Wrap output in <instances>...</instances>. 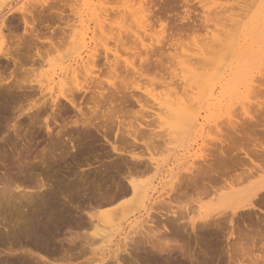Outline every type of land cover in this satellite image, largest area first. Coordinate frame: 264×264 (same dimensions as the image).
<instances>
[{
    "label": "rangeland",
    "instance_id": "obj_1",
    "mask_svg": "<svg viewBox=\"0 0 264 264\" xmlns=\"http://www.w3.org/2000/svg\"><path fill=\"white\" fill-rule=\"evenodd\" d=\"M126 1L128 2V0H0V32L2 31L0 33V35L2 34V38H4V39L0 38V58H1L2 54H4L5 52H7V50H9L8 49L10 46L9 45V39L13 38V36H11V35L18 37L19 40H21V41L22 40L23 41L28 40V34L24 33V30H23L24 27L22 24V17H24V19L27 20L28 22H31L32 19H33V21L36 19V21H35L36 22V28L39 32L38 36L41 37V42L38 43V45H37L38 51L40 50V52L38 54L39 58L36 59L37 61L35 64L29 63V64L24 65L22 68H20L21 73L19 75L16 74L15 76L13 75L10 77V73L14 70V66L12 65V61L11 60H4L3 58L0 59V67H1L0 72H2V70H3L2 74L4 75V79L7 78V79L3 80V82L0 85V177L2 176V177L13 178L15 181L13 183L15 185L14 186L11 185V188L17 186L21 189L27 187L28 184L29 185L32 184V186L35 187L36 183H37V185L39 184L38 182H40V180H41L40 177H43V180H41V182L46 181L48 183V185L50 184V186L51 185L53 186V187L51 186L49 188V190L51 188H53L52 190H55V193L57 191H61V193H63V194H65V193L71 194V187L68 186V183L69 182L71 183L74 180V181L80 183L82 189L88 190L87 192H85L86 196H89L92 190L99 189V192L102 195L101 196L97 195V199H99L100 202H102L101 197H102V199H104L103 201L108 200V202H109V199L112 202L113 200H116L118 197H120L121 199L120 198L119 199L122 202H126L129 199V196L124 195L122 193H123L124 189L126 188L125 187L126 183L124 181H126L125 175L127 176V166L129 165L128 161L130 162V165L128 168H130L131 165L133 166L134 162L135 163H137V162L133 161L132 159H130L128 157V155L123 153L124 149H122V148L124 147L125 144L121 143V141L119 140L123 136L122 133H118L120 135L119 136L116 133V131L118 132V128H116V126H114L113 130L107 134V136H106L107 141H106L103 137L102 132L97 133V132L91 130V132L88 133L87 135L83 136L80 134L81 135L80 138H82V139L80 142L76 143L77 151L72 152L69 148V145L65 144V143L64 144L67 147H65L62 143L61 144L59 143L60 145H58V147L55 148V142H56L55 131H56V129H55V125L52 122V120L55 119V116H54L55 115V113H54L55 107H51L52 104H50L49 102H50V99L52 97H53V100H55V96H57L59 94V92H61L60 91L61 88H59V87H61L60 83L63 82V80L68 81V79H69L71 81L72 76L69 73L72 70H75L76 73H78V72L82 71L80 69V67L83 69V73H80L79 74L80 76L78 75L76 81H75L76 77L72 78L74 83H76V85H78V86H79V84H80V86H83L85 84L87 87V84H88V87H92L93 84H94V86H98L100 84L101 87H104V89H108V88H110L109 84L114 83L115 86L118 85V87H120L119 80H117V77L113 75L115 77V78L113 77L115 79L114 80L112 78V74H110L111 75L110 76L107 73V69L105 71V68L101 67V63L103 62L104 57L105 56L108 57V60H110V61L112 60L111 62L114 61L113 59H116L115 62H117V64H118V65L116 64L118 69L120 68L122 63L131 67L132 65L127 64L129 62H132L133 66L137 69L140 67L139 58L140 57L144 58L145 55L148 53L147 57H148V55H151V57H153V60H155V61L159 60L160 62L163 63V64L161 63L163 66L162 69H164L166 72L164 70H163L164 72H162V70H160L161 68H158V67L156 70V67H155L156 62L154 61L155 63L154 62L153 63L155 66L151 65L150 71H148L146 73L149 76L148 75L146 76V74H144L143 77H138L139 79L135 76L136 78L134 80L137 83H134L135 84L134 86H133V83H130V85L132 84L131 85L132 87L130 85H128V87L131 88L132 95L135 94L134 98L137 96L136 99H138L141 102V104L143 103L142 108L139 107L137 104L135 105L133 103V104L129 105V107H128L129 110H125V111H127L126 116L129 117L128 118L130 120L129 122H131L132 125H135L136 122L141 123L142 118L145 121L151 118V120H149V121H146V122L144 121L146 124L148 122L152 121L151 123H148L147 125L154 123L153 121L156 122V120L154 118L157 119L159 112L157 110V113H156V111H155L156 106H153V105H155L154 99H157V97H155L154 95L155 94H156V96L158 95V97L161 99H162V97L164 98L166 96V95L162 96L163 94L162 95L160 94V93H163V90H165L164 88H166V87L162 88V86L160 85L158 72H162L161 74L167 75L165 77V80L167 83L168 82L173 83V85L171 84L172 86L170 85V83L166 84L168 86L166 89H168V90H169V88H170V90L175 88L173 86H176V84H177L176 87L178 89H179V87H181L183 85V87H181V88L184 89V87H185V89H188V90L183 92V91H180L181 90V88H180L179 92H182L183 94L186 93V95H187V93L190 92L189 90H191L192 87L194 89L193 85H195V87H196V85H198L199 82H196L197 83L196 84L195 80L196 81L199 80L200 83L202 82L201 84L199 83V86L202 87V90L200 92L197 90V88H195V89L197 90V92H200L199 94L201 96H203L204 93L206 95L201 98V99L204 98V100L200 101L201 105L197 106L198 108L199 107L200 108H199V110L197 109L198 111H197L196 123H195V121L193 123L191 122L190 124H188L184 128L185 125L182 126V123L180 122V120L182 119L181 118V119L176 121L174 127L164 126V128H166L165 130H167L168 133L174 131L173 134L169 133V135H170V137L168 136L169 138L166 136L169 139L168 141H170V143H171V141H173V142L171 144H168L169 142L164 141L165 137H163V141L166 142L169 146L166 143H164L163 148L166 147L165 150L167 148L168 149L166 151L163 149L164 151L162 150V152H161L160 150L162 147L161 148L159 147L160 148L159 151L161 154H157L156 156H154L155 159L157 160L158 164H159V171L156 175H153L152 173H150V174L147 173V175L146 174H144L145 176L143 175L144 177L143 176L142 177L140 176L141 178L139 177V179L143 180V181H146V180L149 181L150 180V187H149L150 188V190H149L150 208L148 209V213L151 216L150 219H152L151 220L152 223L146 225L149 227V229H148V227H145V228H147L145 230H147L148 235L145 232L144 234H142V236L138 235V237L137 236L135 237V239H136L135 244L137 246L134 245L135 246L134 247V246H132L133 244L129 245L130 244L129 243L128 246L126 247V252L119 254L120 255L119 257L122 256L121 257L122 260L119 258L120 263L123 262L122 264H127V263L128 264H147L150 260L149 263L156 264L157 259H158L159 263L157 262V264H227L228 261L231 264L232 263L235 264L236 263L235 257L237 255L236 253L240 252V250H241V248H243V246H244V248H243L244 253L247 252L248 249L252 250L255 253L261 252L260 249L258 251V248H255V245L258 243L259 246L256 245V247L262 248L264 246V242L259 243V241H258L254 245L250 244L251 242H250L249 238L256 233L255 231H250L252 229V227H250V226L251 225L253 226V223L251 224L249 221L247 222L248 224L246 223V221L243 222L245 217L241 218L242 215L235 216L233 223L236 221V219H238V220L240 219L242 221H240V220L238 222L236 221V223L234 224L235 225L234 236L231 237L232 239L229 238L230 240L228 241V239H226L227 235L229 233V229H228L229 225L226 224L228 221V218H223V220L226 219L225 220L226 225H224L223 224L224 222L221 224L219 217H217V216L214 217L215 213H217V212H219L225 208L224 207L225 204H223L222 201L214 200L215 199L214 196H210V199H209V197L208 198H206V197L202 198L201 200L204 199L203 202L201 203V205L199 204L200 206H197L196 204L198 203V201H197V199L194 200L196 196L194 197V195H193V197H192L193 193L191 191H188V189L187 190H185V189L189 185L188 179L191 180V178H192V177H190V175H192V171L195 174V171H197L195 169H196V167H198V165H200V166L202 165L201 167H203V168L205 167V170L206 169L208 170V167H211V165L212 166L214 164L216 165L217 159H213V161H211L212 157L209 156L210 154L215 155L216 152H218L216 150V148L219 150L218 147L221 146L220 148L223 149L226 146H229V144H230V146H232V147H230L229 149L232 150V148H233L232 151L228 150L229 152H232L231 156L234 154V156L236 155L235 157L238 158L240 156V158H244V159L246 157H244L242 155L247 153L249 156L254 151L260 152V150L264 149V73H263L264 71L262 70V67L264 68V26H263L264 25V5H263L264 0H256V1L252 0V2L254 1L253 3L251 2V0H245V1L241 0L242 2L240 0H236V1H238V3L235 0H230L231 2L229 4H228V2L226 3V1H228V0H223V1H221V0H216V1L215 0H212V1L209 0L207 6L204 5V4H206L207 0H204L205 2H203V0H202V2L204 4L200 0H151L150 2H149V0H147L148 3H150L149 7H151V11H152V13H151L152 14V17H151L152 20L149 19V21H153V23L150 22V24H152V27H151V25H149L150 27L146 26L144 19L140 18V15L132 16V15H130L131 13H129L131 10H133L134 7H136V5L139 4L138 2H140V1L138 0L137 2H134L136 0H134V1L132 0V2L134 4H136L134 7L132 6L133 8H130L131 7L130 4L132 3L131 0H129L128 3ZM210 1H211L212 5L210 4ZM232 1H234V2H232ZM239 1H240V3H239ZM172 2H174V3H172ZM185 2H186V4H185ZM222 2H223V5L221 4ZM133 3H132V5H133ZM169 3L170 4L172 3L173 5H175V7L173 8V11L164 15V17H163V15H162V17H161V15H157L158 13L154 14L153 10L155 11V10H158V8H160L159 10L161 11V8L163 9L164 5H165L164 9H167L168 6H166V5L167 4L169 5ZM231 3L232 4L237 3L238 6H236V4H235V6H236L235 7L234 4L232 5ZM245 3H247V4L244 5ZM153 4H155V5H153ZM215 4L219 5V6H215ZM239 4H241L242 6ZM230 5L236 9H232L230 7ZM169 6H171V5H169ZM220 6H222V7L224 6L223 10H225L226 15L228 16L227 18H229V15H228L229 13H230V15H232V14H234L232 12L238 13L241 10L239 15L238 14L236 15V13H235V15L233 17V20L235 19V21L236 20L238 21V23H237V21L236 22L234 21L236 23L235 24L236 26L232 23L233 21L232 22L230 21L235 26V28H234V26H232V24L230 22L228 24L226 21V18H224V17H223V19L225 21H223L224 23H221L222 22L221 17L224 16L225 13L223 15L222 12H224V11L220 10V9H222ZM248 6H250L251 9ZM240 7L241 8L245 7L247 10L250 9L249 10L250 12H246L245 8H244V10H242ZM136 8H134V9H136ZM239 8H240V10H238ZM215 10H217V11H215ZM228 10H230V11H228ZM232 10H234V11H232ZM186 11H187V13H186ZM217 13L219 15H217ZM153 15H154V19H153ZM212 15H214L215 17ZM220 15H222V16H220ZM155 16L161 17L163 19V21L161 20V18L158 19V17L156 18ZM216 16H218V18L220 17L219 19H216L217 21L219 20L218 22L215 20H212V18L214 19V18H216ZM241 16L244 20L240 19ZM205 18L207 19L208 22L210 21V23H208V24L203 23V21L206 20ZM155 19L157 20V24H156ZM159 20L161 21V23ZM212 21L213 22L215 21L214 23L216 24L217 29H219V27H218L219 25L217 23H220L221 25L222 24L226 25L224 27H223V25L221 26L222 27L221 29L223 31H225L226 27H229L228 25L231 24V26H232V27L230 26V29H226V30H228V31H226V35H224V37L225 36L226 37L224 39L220 40V41H223L224 43H221V42H219V44L217 43V45H219L218 47H217V45H213L216 42L213 43L212 40H214V41L219 40L220 37L223 36V34L221 33L223 31L221 29H219L220 32H217L216 28L214 27L215 24H213ZM239 21H242V22H239ZM4 24H5V26H4ZM201 24H206L207 28L197 27ZM212 24H213V26H212ZM160 25L165 26L164 32L161 31V29L159 27ZM191 25H194V27H191ZM187 26H189L188 29L191 27V29H189L190 31L188 29H186ZM179 28H183V30L179 29ZM193 28L195 29V32L191 31V30H193ZM180 30H182V31H180ZM177 31H178V34H177ZM179 31H180V33H179ZM212 32H217V33H214V35H213ZM230 32H231V35H230ZM218 33L220 34V37H218L219 36ZM107 34H109V36ZM181 34H182V36H181ZM217 34H218V36H217ZM103 35H105V37ZM126 35H128V36L126 37ZM210 35L213 38L210 37ZM9 36H11L12 38ZM119 36H121V37H119ZM122 36H124V37H122ZM106 37H108V39H105ZM111 37H112V39L114 38L113 39L114 41L118 40L117 42H119L121 40L122 42L124 41L125 43L124 42H123L124 44L121 43L122 45L115 43V42H113V40H110ZM208 37H210V40L212 42H207L209 40V39H207ZM227 37H228V39H227ZM91 38H95L96 41L93 39L91 40ZM102 38H104V39H102ZM115 38L117 40H115ZM123 38H124V40H122ZM126 38H128V39H126ZM137 38H139L140 41L139 40L137 41L136 40ZM205 39H207V41H204ZM107 40H108V44L105 43V41H107ZM128 40H130L131 42H129ZM132 40H134V41L136 40V43L132 42ZM225 40H227V41H225ZM235 40L237 43L235 42ZM76 42H78L79 47L76 46V44H77ZM204 42H206L205 44H207V45L213 43L210 45V46H212V45L215 46L214 48H211L212 50H215V49L218 50L220 48L218 51L215 50L217 53L214 52V54H213V51L210 52L211 53L210 55L214 59L208 58L209 57V54H208L209 51H207V49L205 52H208V53H205V52L204 53L206 55L208 54L207 55L208 57L201 55V54H203V52L202 53H200V52L205 49V48H202L204 45ZM220 43H221V45H220ZM82 44H84V45L82 46ZM105 44H107V45L105 46ZM75 46H76V48H74ZM210 46L208 45L207 48H209ZM225 46H226V49L224 48ZM228 46H229V48H228ZM160 47H161V53L162 54L160 53V50H158ZM195 48H197L198 50H196ZM199 48H202V50H200ZM221 48H223V49H221ZM192 50H193V53H195L194 55L192 53ZM208 50H210V48ZM226 50L229 52L228 56H227V58H228L227 62H226V60L224 61V58L222 59V57H221L227 53V52L225 53ZM34 51H35L34 49H30L27 52V55H33ZM157 51L160 54H158ZM220 51H222V52H220ZM186 52L187 53L189 52V53L187 54ZM190 52H191V54H190ZM151 53H153V54L156 53L157 57H156V55H152ZM196 53L197 54L200 53V54L197 55ZM175 54H176V56H175ZM181 54H182V56H180ZM88 55H89V59H91L90 56H92V59L95 62L93 64L92 68H90L91 65L89 67L86 66L91 61V60H87ZM137 55L140 57L138 58ZM159 55H163L161 57V59H159V57H158ZM178 55H179V57H178ZM183 55H184V57H183ZM213 55H215V56L217 55V56L213 57ZM219 55H221V56H219ZM173 56L176 58L173 59ZM185 56L187 57V63L189 62L188 64H193L192 62L197 59L196 57H198L199 59H204L206 61L210 60L211 62L209 61L210 62L209 64L212 65L214 63V65H215V66L212 65L213 71L211 70V72H212V73L210 72L211 75L201 77L200 75L198 76L195 71H193V70H195V68L197 66H199L201 64V62H199L200 61L199 59H197L198 61L196 60V62H198V63H197V65H195V67L192 65L194 67V68L192 67L193 69L190 68L191 65L182 66V65L186 64V63H183V61L184 62L186 61ZM109 57H110V59H109ZM193 57H195V59ZM178 58H180V59H178ZM181 58H184V60L182 61ZM188 58L191 61H189ZM225 58H226V56H225ZM151 60H152V58H151ZM151 60H149V61H151ZM83 61L86 62L87 64L86 63L84 64ZM168 61H170L172 65ZM81 62H83L82 63L83 65H79V63H81ZM166 62H168V64ZM176 63H177V67L175 66ZM124 64H122L121 69H123L122 67H125ZM173 64H175V65H173ZM178 64H180V65L178 66ZM209 64H206L205 66H207ZM221 64H223V66ZM138 65H139V67H138ZM201 65H200V67H201ZM211 65H209V66H211ZM85 66L87 67V69L85 68ZM172 66H175V69H177L178 72L175 71L174 67L171 68ZM75 67L77 69H80V71L79 70L77 71ZM167 67H168V70L170 68L169 71L166 70ZM179 67L180 68L184 67L185 70L184 69L183 70L186 71V72H183L182 69H180L182 71V73L180 72L181 76L178 74L179 73ZM219 67H221V68H220V70H218V72H219V75H218V72L215 69H217V68L219 69ZM186 68H187V70H186ZM85 69L86 70L91 69V70L88 73L87 71L86 72L84 71ZM197 69H199V67ZM199 70H200V72L202 71L201 69H199ZM207 70H210V69L207 68L204 71L205 75L206 74L208 75L209 71L207 72ZM68 71H70V72L68 73ZM171 71L175 72V74H177L176 76H178V77L175 78V76H172L175 74L174 73L171 74L172 73ZM189 71L193 72V73L190 74ZM90 72H92V74ZM122 72H120V73H122ZM169 72H171V73H169ZM197 72L200 73L199 71H197ZM215 72H217L216 75L214 74ZM43 73H45L46 75ZM47 73H48V76H47ZM84 73L87 75L88 78L82 75ZM224 73L226 76L224 75ZM8 74H9V76H8ZM123 74L125 75L124 72H123ZM169 74H170V76H169ZM41 75H42V78H41ZM44 75H45V77H44ZM121 75H119L120 78H121ZM124 75L122 77H125ZM182 75H185V77ZM119 76H118V79H119ZM128 76H127V78H129ZM217 76H218V78H217ZM64 77H66V79ZM83 77H85L86 79ZM188 77H191L192 79H190ZM214 77H216L219 81L217 82V80H215L216 78H214ZM221 77H222V79L224 78V80H225L223 83L226 82L225 85L223 86V96L221 97V99L218 102L212 101L209 99V96L207 95V94H209L208 90L214 89V91L217 93L220 90L219 89V86H220L219 83H220ZM130 78H133V77L131 76ZM141 78H143V79H141ZM173 78H175V79H173ZM185 78L190 79L191 82L193 81L194 84L190 82V85L192 84V87L189 86V82L185 83L188 81V79H187V81H185L184 80ZM256 78H258V79H256ZM45 80H47V81H45ZM80 80H82V81L80 82ZM253 80H255V82ZM39 81L42 83V87L44 88V89L42 88L40 93L38 92V89H37V82H39ZM70 81H69L68 85H70V83L73 82V81H71V82ZM78 81H79V83H78ZM128 81L129 82L130 81L135 82V81H133V79L128 80ZM203 81H205V82H203ZM129 82H126V83H129ZM20 83L24 86L22 87V85ZM58 83H59V85H57ZM184 83L186 84V86ZM16 84H20V85L16 86ZM55 84H56V87H55ZM95 84H98V85H95ZM161 84L164 85L163 83H161ZM260 84H261V86H260ZM71 85H73V84L71 83ZM178 85H180V86H178ZM205 85H206V87H204ZM20 86L22 88L25 87V89L21 88V89H18L19 90L18 91L16 88H18ZM30 86L32 89L29 88ZM212 86H213V88H207V87H212ZM68 87H70V86H68ZM98 87H100V86H98ZM201 87H199V88H201ZM203 87H204V89H203ZM252 87L256 90H254ZM134 88H135V90L132 91V89H134ZM178 89H177V91H178ZM195 89H194V91L191 90L193 92H190V94L192 93V95H189V96H193V94L196 92ZM249 89H251L252 91H250ZM168 90H167V92H168ZM205 90H206V92H205ZM253 91H255V92L253 93ZM29 93H32V94L34 93V94H36V96L34 95V97H31V95H29ZM44 93H46V94H44ZM159 94L162 97L159 96ZM183 94H178V96L181 95L182 97H184ZM51 95H53V96H51ZM149 95H150V98H149ZM250 95L251 96L253 95L254 97L252 96L253 98H251ZM24 96H26V97H24ZM195 96H197V95H195ZM207 96H208V99H207ZM26 98H29L30 100L29 99L26 100ZM41 98H42V101H41ZM81 99L82 98L79 97L77 102L82 104L81 107L83 108V111L88 112L87 107L92 106V104H89V106L86 107V104H87L86 100L85 99L81 100ZM149 99H150V101H149ZM198 99H199V97L197 96V98L195 100H193L192 103H195L194 101H197ZM151 101H153V102H151ZM43 102H45V104ZM197 102H199V101H197ZM150 103H151V105L152 104L153 105L151 106ZM39 104L42 105L43 107L46 106L47 109L49 108V111H47V109L44 108V109H42L43 112L41 110L39 112L38 109L41 107ZM63 104L65 105V102L63 100H60L59 106L61 105L62 108L65 107ZM196 105H194V107ZM33 106H35L36 108ZM37 106H39V108ZM152 108H154L155 112H153ZM67 112L68 113H65L64 114L65 116H63V117H68L69 118V119L67 118L68 120H74V119H76V118L78 119L80 117L79 115H77V113L72 114V111H67ZM50 113L51 114L53 113V114L51 115ZM153 113H155V114H153ZM147 114H149V116H147ZM36 117H38V118H36ZM144 117H146V118H144ZM152 117L154 120L152 119ZM138 119H140V120H138ZM31 120H32V122H31ZM45 120H47L50 127L53 129L51 131L52 133H50V134L45 133L46 130L43 126ZM127 120H126V122H127ZM178 122H180L181 125ZM156 123H159V122H156ZM156 123L154 124V126L152 124L151 127H153V128L156 127L157 126ZM33 124H35V125H33ZM254 125H256V127ZM162 126H163V124H162ZM151 127H150V125L148 126L149 130L153 129ZM159 127L160 126L156 127V129L155 128L153 129L154 133H156V134L159 131L158 136L161 134L160 132L164 129L163 127H160V128ZM241 128H245V130L247 129V131H246L247 133H248V131L250 132V130H251V133H248L249 137L247 135L243 134V132H245V130L242 131V133H240ZM253 128H254V130H252ZM170 130H172V131H170ZM177 131H179V132H177ZM150 132L152 133V130ZM163 132L160 135L161 137L164 135ZM235 132H237V133H235ZM168 133H166V134H168ZM174 133H176V134H174ZM177 133H180L179 134L180 136H178L179 138L176 136ZM116 134L119 136V138L115 137ZM74 135H75V133H74ZM242 135L245 136V139H248L247 142L245 141V139L243 138L244 136H242ZM221 137L226 141L225 142L226 145H225V143L223 145H221L218 142V141H220ZM167 138H165V139H167ZM174 138H177V139L172 140ZM116 139H118V140H116ZM228 139L231 141H230V143L228 142V145H227V141H229ZM232 139H234V140H232ZM184 140H185V142H184ZM165 144H166V146H165ZM112 146L118 147L117 153L112 150ZM137 146L138 147H136V148L135 147L131 148V146H129V148H128V146H125L126 152H129V150L131 152L134 151L135 155L137 154L138 157H139V155H141V154H139L140 152H142L143 155H146L144 147L141 144H139ZM222 146H224V147H222ZM159 148H157V149H159ZM225 149H227V148H225ZM257 152H255L254 154L252 153V156L256 155ZM55 153H56V155H55ZM258 154L259 153H257L256 157L254 156V158H253L254 160L257 157H259ZM204 155H205V157L203 158L202 156H204ZM140 157H139L140 160L138 159L137 161L140 162L142 164V167H143L146 165L145 162L147 163V156H143L141 158ZM208 157H210V158H208ZM233 157H231V158H233ZM128 158H129V160H128ZM239 159H235V160L238 161ZM260 159H261V157H260ZM203 160H205L204 163H202ZM209 160H210V162H209ZM231 160L235 161L234 159H231ZM246 160H247V158L244 160V162H247V164H248V161H246ZM214 161H216V162H214ZM257 161H258V159H257ZM259 162H258V164H260ZM228 163H229V159L226 163L225 162L223 163L224 165L226 164L223 167V164L220 165V163L218 164V162H217V165H220L219 167L222 166L221 168L222 169L224 168V170L220 171L221 169H219V168L216 169V167H218L216 165V167L214 168L216 171L214 170L215 172L214 171H212V172L217 174V172H218L217 170H219V173L222 172V174H223L230 167L229 170L231 171V168H232L234 170V171L233 170L231 171L232 174H233V172H235V175H236L237 168L238 169L240 168L238 165H236L237 162H236V164H234L233 162H230V163L234 164L233 167L235 165L237 166L236 169L231 167L232 165L229 166L230 163L229 164ZM85 164L88 165V170L86 172H83V173L79 172L78 167L81 165H85ZM123 164H124V166H123ZM227 164H228V168L226 167ZM193 165H195V166H193ZM257 165H256V168L259 167V165L258 166ZM125 166H126V168H125ZM132 166H131V169H132ZM248 166H249V164H248ZM191 167H193L192 168L193 170L192 169L189 170ZM187 168H189V169H187ZM117 169H119V170H117ZM190 171H191V173H190ZM238 171L239 172H237V173L239 174L240 170H238ZM201 172H199V173H201ZM219 173H218V175H219ZM227 173L228 172H226L225 175ZM230 173H228V174H230ZM4 174H5V176H4ZM184 174H190V175L184 176ZM212 174H210V175L212 177H214L215 179H219L222 176V175L221 176L219 175L220 176L219 177L218 175H215L216 177L217 176L219 177V178L218 177L216 178L215 176H213L214 174L213 175ZM187 176H188V178H187L188 183L186 182V180L183 179ZM223 176H224V174H223ZM227 176L230 177L232 175H226V177ZM124 177H125V179H124ZM74 178H76V180ZM177 178L179 181L177 180ZM253 178H254V176H253ZM253 178L252 179L250 178L249 180H247L246 183L244 182V184L242 186H247L248 183H252V182L257 180V177H255L254 179ZM180 179L181 180L183 179L182 182H185V184L180 183L179 185L183 184L185 186L186 184H188L187 187L185 186L182 188V191H181V186L177 187L178 183L181 181ZM117 182L118 183L121 182V183H119V185H117L118 184ZM173 182H174V184H173ZM175 182H178V183L175 184ZM16 183H17V185H16ZM169 183L173 184V186L175 185V189L176 188L178 189V191H177V189L173 190L175 193L174 194L175 196H177V194L180 195V193H182L183 190H185V192H183V193H185V194L187 193L189 195V197L187 196V194L186 195H184L183 193L182 194L184 196H186V198L188 197L186 199V201L187 200L189 201L190 195H191V200H190L191 203L187 201L189 204V205L187 204V207L189 209L186 207V205L184 207L183 204H184L185 200H182L183 202H182L181 206L184 208H181L179 206L182 210L181 209L178 210L177 213L179 212V214H182L185 217L187 215H189V217L194 218L195 224L197 225V226L196 225L195 226H196V228H199L198 230L195 229V227H194V229H192L188 225L189 223H187L188 222V219H186L187 217L185 218L187 220V222H186L187 224L185 225L186 220H183V221L182 220L181 221L175 220L174 221V218H176V215H165V212H166L165 210L167 208L169 209L170 205L174 206V208L171 206L173 211H175V208H176V206L174 204L167 205V204H169V200H170V198H168V197L172 196L173 199L175 197L174 195H172V192L168 193V187L170 189V186H168V185H170ZM121 184L124 185L123 188L119 187ZM55 186H57L58 188H56ZM52 190H50V191H52ZM164 190L165 191L167 190V191L164 192ZM222 192L223 191H221V193ZM218 193H220V192H218ZM14 194L16 196L19 193L16 194V192L13 191V195ZM161 195H162V197H161ZM169 195H171V196H169ZM177 197H181V195L177 196ZM213 197H214V199L211 200V198H213ZM163 199H165V200H163ZM184 199H185V197H184ZM19 200L21 201V199H19ZM201 200H200V202H201ZM208 200H209V202H208ZM11 201L13 202V204L9 203L11 206L5 205L3 207L4 209H2L3 211L2 210L0 211V225H2L3 228H6L7 229L6 231L15 230V228H16V230H18L20 227H22L21 225H23L22 224L23 220H22L21 214L23 213L24 210H23V208L20 207L21 203H19L20 205H18L17 204L18 200H14V201L11 200ZM158 201L159 202L161 201V204L162 205L164 204L163 206L167 205L169 207L166 206L167 208L165 209L162 205H160L161 208L159 209L160 206L158 207V204H160V203H158ZM165 201H167L168 203ZM170 201L172 202V200H170ZM204 201H206V202H204ZM122 202H118V204H120ZM187 202H185V203H187ZM190 204H194L195 207L193 205H190ZM152 205H153V207H152ZM155 206H157V207H155ZM191 206H193V207H191ZM113 207H115V206H113L112 203L111 204L109 203L108 206L106 205L105 207H102L100 211L111 210ZM196 207H197V209H196ZM185 208H187V209H185ZM88 209H90V208H88ZM158 213L162 216L160 217V215ZM257 213H258V211L256 213L251 214V218L254 217L253 221L256 220V218H257L256 215H259L262 218V216H263L262 213H260V212L258 214ZM139 216H142V215L141 214L136 215L135 218H137ZM164 216H166V218ZM243 216H246V215H243ZM144 217L145 216H143L142 218H144ZM171 217H172V219H171ZM201 217H208L205 220H210L212 218L211 221L213 223H214V220H216V218H218V219L215 221V224H212L210 221V223L205 224L206 225L205 226L203 224V219H201ZM164 219H167L166 223H165ZM159 220H161V221L164 220V221L161 222ZM168 220H169V222H168ZM217 221H218V224H217L218 228L214 226V225H216ZM3 222H7V223H3ZM130 222H134V217L132 219H130L128 222L124 223V225H122L119 228V230L116 232L117 234L115 233V236H113L111 238V241L106 244V247H105L106 249H104V252L97 253V254H90L88 252L89 251L88 247L86 249V246H84V247L81 246L82 248H80V246H78L77 247L78 249L76 248L77 250L73 249L74 251L73 250L69 251L71 254L68 251L66 252L67 262L60 263V262L54 261V262H49V263L50 264H84V263L87 264V262H88L89 264H113L112 261H109L110 254L113 252V249L114 250L117 249L120 246V244H122V240L125 237L126 232L128 231V228L131 225ZM157 222L161 223V224L165 223L166 225L169 223L170 225L168 224L167 228H166V226L162 227L160 224V227L163 228V229H161L159 227V225H157L158 224ZM173 222H174V224H173ZM175 222H176V224H175ZM239 222L241 223V226H239L240 225ZM219 223L221 224L220 226H219ZM237 223H239V224H237ZM243 223H246L247 226H246V224L243 225ZM176 225H177V227H175ZM180 225L181 226L183 225V226L180 228ZM207 226H208V229H206ZM237 226L240 228L238 229ZM17 227H18V229H17ZM213 227L215 230L213 229ZM247 227H249V228H247ZM169 228H171V229L173 228L174 231L173 230L172 231L175 233H176V231H178L177 235L178 236L180 235L181 238H180V236L178 237L174 233H173V235L176 237H174V236L172 237V234H170L171 229H169ZM174 228H176V229H174ZM177 228H178V230H177ZM225 228L227 229L228 232H225L226 231ZM150 229H152V231ZM218 229L219 230L221 229V231H219ZM237 229L240 232L237 231ZM6 231L1 230L0 231L1 235L5 234ZM210 232H211L212 236H211ZM246 232H248V233L250 232L249 234H252V235L251 236L249 235L250 236L249 237L248 233L246 234ZM208 234H210V235H208ZM217 234H219V235H217ZM225 234H226V236H225ZM235 234H236V236L239 235L242 238H240L238 236L239 239H237ZM177 237H178V239H177ZM234 239H237L238 240L237 241L238 246L239 247L241 246L240 248L237 247L240 249L238 252L236 251L237 248L234 245L236 240H235V242H233ZM241 239L244 241H247V240L248 241L245 242L246 243L245 244L244 241L241 242L242 241ZM231 240H232V242H231ZM137 241H138V243H137ZM239 241L242 244L240 243V245H239ZM232 243H234V244H232ZM159 244H161V246L163 248L165 246L167 249L169 248V250H168L169 254H168V252H166V250H167L166 248H164L165 252L160 253V254L156 253V251H152L151 247L156 245L159 248L160 247ZM248 244H250L249 245L250 248H248ZM218 245H219V247H218ZM245 245H246V247H245ZM260 245L261 246L263 245V246L260 247ZM208 246H210V247H208ZM251 246H252V248H254L256 250L252 249ZM232 247H233V250H232ZM234 247H235V249H234ZM137 248H138V251H137ZM129 249H131V250H129ZM234 251H236V253ZM250 252L251 251H249V254H250ZM253 252H251V254H254ZM74 253H75V255H74ZM241 253H243V252H241ZM19 254L21 255V252L18 253V255ZM68 254L70 255V257ZM230 254L235 255V256L232 255L234 258L233 259L234 261L232 260V256ZM240 254L237 256L240 257L242 259V261H244L243 262L244 264H248L250 261L249 258L246 259L247 258L246 256H245L246 258H244V257H242L244 255L243 254L240 255ZM259 254L262 255V252ZM2 257L4 258V257H11V256L6 252V254L2 255ZM38 257H40V255H38ZM68 257H69V259H68ZM154 257L156 258V262L152 263L151 258H154ZM148 258H150V259H148ZM91 259H93V260H91ZM102 259H104V260L101 261ZM145 259H146V261H145ZM108 261L111 263H109ZM231 261H233V262H231ZM245 262H247V263H245Z\"/></svg>",
    "mask_w": 264,
    "mask_h": 264
},
{
    "label": "bare ground",
    "instance_id": "obj_2",
    "mask_svg": "<svg viewBox=\"0 0 264 264\" xmlns=\"http://www.w3.org/2000/svg\"><path fill=\"white\" fill-rule=\"evenodd\" d=\"M134 1V0H133ZM138 0H136V1H134V2H137ZM140 2H138L137 4L138 5H136V4H134L133 2H132V0H131V2L133 3V5H132V3L130 4V8H133L135 5H136V7H134V8H136V9H134L133 8V10H131L129 13H131L130 15H132V16H134V15H140V18H142V19H144V22H145V24H146V26H149V25H151V27H152V24H150V22L151 23H153V21H149V19H151V17H152V11H151V7H149V4L150 3H148V1L147 0H139ZM151 0H149V2H150ZM201 2H202V0H200ZM212 1V0H211ZM211 1H210V4L212 5V3H211ZM216 1V0H215ZM221 1H223V0H221ZM220 1V2H221ZM236 1V0H235ZM241 1V0H240ZM240 1H239V3H240ZM245 1V0H244ZM243 1V2H244ZM256 1V0H255ZM89 2V1H88ZM127 2V1H126ZM128 2H129V0H128ZM127 2V3H128ZM184 2V1H183ZM203 2H205L204 0H203ZM202 2V3H203ZM208 2H209V0H207V2H206V4H204V5H208ZM225 2V1H224ZM228 2V4L231 2L230 0H228V1H226V3ZM232 2H234V1H232ZM237 3H238V1H236ZM242 2V1H241ZM247 2V1H246ZM251 2H252V0H251ZM254 2V1H253ZM252 2V3H253ZM126 3V4H127ZM172 3H174V2H172ZM170 4L169 3V5H171V6H169L168 4L166 5V6H168V8L167 9H164L165 8V5L163 6V9L161 8V11L159 10L160 8H158V10H153V12H154V14H156V13H158L157 15H161V17H162V15H163V17H164V15H166V14H168V13H170L171 11H173V8L175 7V5H173V4ZM225 3V4H226ZM237 3H235L236 4V6H238L237 5ZM256 3V2H255ZM185 4H186V2H185ZM218 4V3H217ZM222 5H223V2L221 3ZM227 4V5H228ZM232 4V3H231ZM234 4V3H233ZM232 4V5H233ZM235 4H234V6H235ZM247 3H245L244 5H246ZM250 4V3H249ZM93 5V4H92ZM153 5H155V4H153ZM152 5V6H153ZM226 5V6H227ZM239 5H241V4H239ZM243 5V6H244ZM264 5V4H263ZM129 6V5H128ZM133 6V7H132ZM215 6H219V5H216L215 4ZM225 6V7H226ZM235 6V7H236ZM242 6V5H241ZM254 6V5H253ZM155 7V6H154ZM222 9H220V10H223V7L222 6H220ZM228 7V6H227ZM226 7V8H227ZM230 7L232 8V9H236V8H234V7H232L231 5H230ZM247 7V6H246ZM250 9H251V7L250 6H248ZM217 8V7H216ZM215 8V9H216ZM229 8V7H228ZM230 8V9H231ZM241 8V7H240ZM240 8L238 9V10H240ZM245 8V7H244ZM244 8H241L242 10H244ZM219 9V8H218ZM217 9V10H218ZM225 9V8H224ZM246 9V8H245ZM249 9V10H250ZM129 10V9H128ZM214 10V9H213ZM217 10H215V11H217ZM249 10H245L246 12H250ZM224 12H222L223 13V15H224V13H225V10H223ZM228 11H230V10H228ZM232 11H234V10H232ZM219 12V11H218ZM240 12H241V10H240ZM240 12H238V13H236V12H232V13H234V14H232V15H230V13L228 14L229 15V18H227L228 16L226 15V13H225V15L224 16H222V15H220V16H222L221 17V23H224L223 21H225L224 19H223V17L224 18H226V21H227V23L229 24V22L231 21H233L232 23L235 25L236 23V21H235V19L233 20V17H234V15H235V13H236V15L238 14L239 15V13ZM186 13H187V11H186ZM214 13V12H213ZM221 14V13H220ZM217 15H219L218 13H217ZM258 15V14H257ZM212 16H214V15H212ZM226 16V17H225ZM245 16V15H244ZM156 17V16H155ZM158 17V16H157ZM156 17V18H157ZM161 17H158V19H160ZM215 17V16H214ZM236 17V16H235ZM220 18V17H219ZM218 18V16H216V18H212V20H215V21H217L216 19H219ZM257 18V17H256ZM153 19H154V15H153ZM206 19V18H205ZM240 19H243L242 18V16H241V18ZM5 20V19H4ZM152 20V19H151ZM156 20V19H155ZM161 20L163 21V19L161 18ZM165 20V19H164ZM244 20V19H243ZM6 21V20H5ZM36 19L33 21V19L31 20V22H28L27 20H25L24 19V17H22V24H23V27H24V33H27L28 34V40L27 41H21V40H19V38L18 37H16V36H14V35H11V36H13V38L11 37V36H9V37H11L12 39H9V50H7V52H5L4 54H2V56H1V58H3L4 60H11L12 61V65L14 66V70L10 73V77L11 76H15L16 74L17 75H19L20 73H21V71H20V68H22L24 65H26V64H29V63H31V64H35L36 63V59H38L39 58V52H40V50L38 51V47H37V45H38V43H40L41 42V37H39L38 36V30H37V28H36ZM160 21V20H159ZM158 21V22H159ZM214 21V22H215ZM219 21V20H218ZM217 21V22H218ZM235 21V22H234ZM155 22V21H154ZM213 22V21H212ZM213 22V24H215ZM216 22V23H217ZM230 22V23H231ZM239 22H242V21H239ZM6 23V22H5ZM160 23H161V21H160ZM203 23H210V21L208 22L207 21V19L206 20H204L203 21ZM231 23V24H232ZM237 23H238V21H237ZM156 24H157V20H156ZM191 24V23H190ZM195 24V23H194ZM213 24H212V26H213ZM218 25V27H219V29H221L222 27V25L220 24V23H217ZM231 24L230 25H228L229 27H226V29H230V26H231ZM232 24V26H234ZM159 25V24H158ZM197 25V24H196ZM4 26H5V24H4ZM224 26H226V25H223V27ZM231 26V27H232ZM236 26V25H235ZM235 26H234V28H235ZM239 26V25H238ZM264 26V25H263ZM150 27V26H149ZM160 27V29H161V31H165V26H163V25H160L159 26ZM188 27L189 26H187V28L186 29H188ZM191 27H194V25H191ZM191 27L189 28V29H191ZM197 27H205V28H207L206 27V24H201V25H199V26H197ZM215 28H216V24H215V26H214ZM179 29H182L183 30V28H179ZM178 29V30H179ZM188 29V30H189ZM219 29H217L216 28V30H217V32H220V30ZM224 29V28H223ZM225 29V31H223L222 29V31L223 32H221L222 34H223V36L222 37H220V34H219V36H218V34H217V36L218 37H220V39L219 40H212L213 41V43L214 42H216V43H211V44H213V45H217V43L219 44V42H221V43H224L223 41H220V40H222V39H224L225 37H224V35H226V31H228V30H226ZM182 30H180V31H182ZM215 30V31H216ZM219 30V31H218ZM180 31H179V33H180ZM190 31V30H189ZM191 31H193V32H195V29L193 28V30H191ZM2 32V31H1ZM0 32V33H1ZM217 32H212L213 33V35H214V33H217ZM236 32V31H235ZM176 33V32H175ZM182 33V32H181ZM225 33V34H224ZM234 33V32H233ZM177 34H178V31H177ZM176 34V35H177ZM108 36H109V34H107ZM118 35V34H117ZM230 35H231V32H230ZM229 35V36H230ZM1 37L0 38H2V34L0 35ZM104 37H105V35H103ZM125 36V35H124ZM124 36H122V37H124ZM128 35H126V37H127ZM180 36V35H179ZM181 36H182V34H181ZM228 36V35H227ZM113 37V36H112ZM112 37H111V39L110 40H113L112 39ZM118 37V36H117ZM119 37H121V36H119ZM135 37V36H134ZM210 37H212L211 35H210ZM210 37H208L207 39H209L210 40ZM215 37V36H214ZM254 37V36H253ZM110 38V37H109ZM130 38V37H129ZM132 38V37H131ZM213 38V37H212ZM2 39H4V38H2ZM6 39V38H5ZM95 40V38H91V40ZM102 39H104V38H102ZM105 39H108V37H106ZM119 39V38H118ZM126 39H128V38H126ZM207 39H205L204 41H207ZM227 39H228V37H227ZM80 40V39H79ZM115 40H117L116 38H115ZM120 40V39H119ZM122 40H124V38L122 39ZM137 41L139 40V38H137L136 39ZM136 40L134 41V40H132V42H135L136 43ZM207 41V42H212L211 40L210 41ZM5 41V40H4ZM7 41V40H6ZM81 41V40H80ZM96 41V40H95ZM102 41V40H101ZM118 41V40H117ZM117 41H114L113 40V42H115V43H118V44H120V45H122V44H124L121 40L119 41V42H117ZM127 41V40H126ZM129 42H131L130 40H128ZM140 41V40H139ZM225 41H227V40H225ZM82 42V41H81ZM235 42H236V40H235ZM4 43V42H3ZM77 44H76V46H78V42H76ZM104 43V42H103ZM102 43V44H103ZM105 43H107L108 44V40L107 41H105ZM122 43V44H121ZM206 42H204V45H203V47L202 48H205L203 51H201L200 53H202L203 52V54H201L202 56L204 55V56H207L208 54H209V57L208 58H212V56L210 55L211 53L210 52H212L213 51V54H214V52H216L215 50H217V49H215V50H212L211 48H214L215 46H210L211 44H208L210 47V50H208L209 48H207L208 47V45L207 44H205ZM221 43H220V45H221ZM237 43V42H236ZM6 44V43H5ZM74 44V43H73ZM72 44V45H73ZM107 44H105V46L107 45ZM75 45V44H74ZM84 44H82V46H83ZM252 45V44H251ZM8 46V45H7ZM76 46L74 47V48H76ZM124 46V45H123ZM206 46V47H205ZM219 45H217V47H218ZM224 46V45H223ZM234 46V45H233ZM79 47V46H78ZM200 47V46H199ZM222 47V46H221ZM202 48H199L200 50H202ZM225 49H226V46L224 47ZM228 48H229V46H228ZM30 49H34L35 51H34V54L33 55H27V52L30 50ZM196 50H198L197 48H195ZM206 49H207V51H209V53L208 52H205L206 51ZM220 49V48H219ZM218 49V50H219ZM221 49H223V48H221ZM224 49V50H225ZM158 50H160V53H161V47L158 49ZM195 50V51H196ZM217 50V51H218ZM223 51V50H222ZM222 51H220V52H222ZM197 52V51H196ZM208 53L207 55L205 54V53ZM227 52V53H226ZM157 53H158V51H157ZM160 53H158V54H160ZM187 53V52H186ZM189 53V52H188ZM187 53V54H188ZM192 53H193V50H192ZM200 53H196L197 55H199ZM217 53V52H216ZM225 53L226 54H224V56H221V55H219V56H221L222 57V59L224 58V61L226 60V62H227V56H228V51L226 50L225 51ZM140 54V53H139ZM148 54V53H147ZM147 54L145 55V57L143 58H141L140 56H138V58H139V61H140V67H139V65H138V67L140 68H135L134 66H133V63L132 62H129V63H127V64H130V65H132L131 67H129L128 65H126V64H124V63H122V64H124V66L125 67H122L123 69H121V66H122V64H121V66H120V68L118 69L117 68V62H115V60L116 59H113L114 61L113 62H111L110 60H108V57H104V60H103V62L101 63V67H104L105 68V71H106V69H107V73L110 75V74H112V78L114 77V76H116L117 77V80H119V84H120V87H118V85L117 86H115L114 85V83H110L109 84V87L110 88H108V89H104V87H101V85L99 84H95V85H98V86H100V87H98V86H94V84H93V86L92 87H88V84H87V87H86V85L84 86L83 84V86L85 87H83V86H80V84H79V86L78 85H76V83H74V81L72 80V78H75V81H76V79H77V77H78V75L80 74V73H83V69L80 67V69L82 70L81 72H78V73H76V71L75 70H72L71 72L70 71H68V73L69 74H71V76H72V78H71V81H73V82H71L69 79H68V81L67 80H63V82H61L60 83V86L61 87H59V88H61V92H59V94L57 95V96H55V100H53V97L50 99V104H52V106L51 107H55V119H53L52 120V122H53V124L55 125V129H56V131H55V136H56V142H55V148H57L58 147V145H60L61 143L65 146V147H67L65 144H68L69 145V148H70V150L72 149V147L73 146H75V148H76V143L77 142H80L81 141V139L82 138H80V136L81 135H87L88 133H90L91 132V130H93V131H95V132H97V133H100V132H102V134H103V137H104V139L106 140V136H107V134L109 133V132H111L112 130H113V127L114 126H116V128H118V132L116 131V133L118 134V133H122V138H120L119 140L121 141V143H124L125 145H124V147L122 148V149H124V151H123V153H125L126 155H128V157L131 159V157H135L136 159L135 160H133V161H136L137 163H133V166H132V169H131V166H130V168H128L129 167V165H130V162L128 161V163H129V165L127 166V176L125 175V177H126V179H125V177H124V179L127 181V183H126V188L124 189V191H123V193L122 194H124V195H128L129 196V199L126 201V202H122V203H120V204H118V205H116L115 207H113L111 210H107V211H100L101 210V208L102 207H105L106 205L108 206L109 205V203L111 204L112 202H111V200L109 199V202H108V200H106V201H103L104 199H102V197H101V200H102V202H100L99 201V199H97V195L98 196H101L102 194L99 192V189H97V190H92L91 191V193H90V195L89 196H86V193L85 192H87L88 190L87 189H82L81 188V185H80V183L79 182H76V181H74L73 180V182H69L68 183V186L69 187H71V196H72V199L74 200V201H76L77 203H78V205H80V206H86L87 208H90V214H89V217L87 218V219H85L84 217H82V216H80V217H78V213H75V212H73V210L72 209H70L69 207H68V205L64 202V201H62L61 200V195L63 194V193H61V191H57L56 193H55V190H52L53 188H51L50 190H52V191H50L49 190V188L52 186H50V184L48 185L49 187H48V191L47 192H44V193H39V192H36V193H32L31 191H30V189L29 188H31V186H32V184H28V186L27 187H25V188H22L23 189V192H21V193H19L18 195H16L15 196V194L13 195V191H11L12 190V188H14V187H12L11 188V185H15L13 182H15L14 181V179L13 178H9V177H0V184H4V185H6L7 187H8V189H9V195L7 196V198H0V211L2 210V209H4L3 207L5 206V205H10V204H13V202L11 201V200H18V205H20L19 203H21V205H20V207L21 208H23V213L21 214V217H22V220H23V222H22V224L23 225H21L22 227H20L19 229H18V227H17V229L18 230H16V228H15V230H9V231H6V233L5 234H2L1 235V233H0V264H50L49 262H60V263H64V262H67V257H66V252L68 251H71V250H73V249H76L78 246H80V248H82L81 246H86V249H87V247L89 248V253L90 254H97V253H102V252H104V249H106L105 247H106V244L107 243H109L110 241H111V238L113 237V236H115V233L119 230V228L122 226V225H124V223H126V222H128L130 219H132L133 217H134V222H130L131 223V225H130V227L128 228V231L126 232V235H125V237L123 238V240H122V244H120V246L117 248V249H113V252L110 254V258H109V261H112V263L113 264H122V263H120V259H121V257H119L120 255L119 254H121V253H125L126 252V247L128 246V244L129 245H131V244H133L132 246H134V245H136L135 244V237L137 236L138 237V235H140V236H142V234H144L145 232H146V234L148 235V233H147V230H145V229H147V228H145V227H148V226H146V225H148V224H150V223H152V219H150V214L148 213V209L150 208V205H149V201H150V199H149V190H150V180L148 181V180H146V181H143V180H140L139 179V177L141 176H143L144 174H146L147 175V173L148 174H150V173H152L153 175H156L157 173H158V171H159V164H158V162H157V160L155 159V157L154 156H156L157 154H161L160 153V151L162 152V150L164 149L165 150V146H166V142H164V141H167V142H169L168 144H171L173 141H171V143H170V141H168L169 139V137H170V135H169V133H171V134H173V132H167V130H165L166 128H164V126H166V127H174L175 126V123H176V121L177 120H179V119H181L180 120V122L182 123V126H184V128L188 125V124H190L191 122L193 123L194 121H195V123H196V120H197V111L199 110V108L197 107L198 105H201L200 104V101L201 100H204V98L203 99H201L202 97H204L206 94L204 93H202L203 94V96H201L199 93L201 92V90H202V87L201 86H199V83H200V81L199 80H195V83L196 82H199L198 83V85H196V87H195V85H193L194 86V89L195 88H197V90L198 91H200V92H197V90H196V92L194 93L195 95H197L198 97H199V99L197 100V101H199V102H197V101H194L195 103H192L193 102V100H195L196 98H197V96H195L194 94H193V96H189V95H192V93L190 94V92H193L194 91V89H193V87H192V84L190 85V82H191V80L190 79H192L191 77H188V78H190V79H188V81H187V79L185 78L184 80L185 81H187V82H185V83H188L189 82V86L190 87H192V89L191 90H193V91H191V90H189L190 92L189 93H187V95H186V93H182V92H179V90H180V88L181 87H183V85L181 86V87H179V89L176 87L177 86V84H176V86H173V87H175V88H173L172 90H170V88H169V90L168 89H166L168 86L166 85V84H169L170 82H166V80H165V77L167 76V75H164V74H161L162 72H164L165 70L164 69H162L163 68V66H162V62H160L159 60L158 61H155V60H153V57H151V55H148V57H147ZM152 55H156V53L155 54H153V53H151ZM162 54V53H161ZM164 54V53H163ZM184 54V53H183ZM190 54H191V52H190ZM189 54V55H190ZM195 53H193V55H194ZM219 54V53H218ZM92 55V54H91ZM141 55V54H140ZM200 55V56H201ZM233 55V54H232ZM150 56V57H149ZM163 55H159L158 57H159V59H161V57H162ZM175 56H176V54H175ZM180 56H182V54L180 55ZM211 56V57H210ZM215 55H213V57H214ZM217 56V55H216ZM215 56V57H216ZM225 56H226V58H225ZM116 57V56H115ZM155 57V56H154ZM156 57H157V55H156ZM178 57H179V55H178ZM183 57H184V55H183ZM186 57V56H185ZM191 57V56H190ZM189 57V58H190ZM0 58V59H1ZM88 58V59H87ZM86 59L87 60H91L90 62L92 63H90L89 62V64H87L86 62H84V64L86 63L87 65V67H89L90 65H91V67L90 68H92V66H93V64L95 63L94 62V60L92 59V56H90V58L91 59H89V55H88V57H87ZM149 58V59H148ZM151 58H152V60H151ZM174 58H176V57H174L173 56V59ZM188 58V59H189ZM194 59H195V57H193ZM197 59H199L198 57H196ZM109 59H110V57H109ZM178 59H180V58H178ZM186 59V61L184 62L183 60H184V58H181V60L183 61V63H186V64H184V65H182V66H186V65H191L190 66V68H192L193 66L195 67V65H197V63L198 62H196V60H194L192 63L193 64H188L187 63V57L185 58ZM192 59V58H191ZM212 59H214V58H212ZM149 60H151V61H149ZM170 60V59H169ZM200 61L199 62H201V67H200V65L199 66H197L196 68H195V70H193V71H195L196 72V74L199 76H203V77H205V76H209V75H211V70H212V67L213 66H215L214 65V63L211 65V64H209L210 62L207 60H204V59H199ZM156 63H155V62ZM172 61V60H171ZM189 61H191L190 59H189ZM198 61V60H197ZM83 62H81V63H79V65H83L82 63ZM88 62V61H87ZM155 63V65H154V63ZM168 62H170V61H168ZM168 62H166L167 64H168ZM196 62V63H195ZM121 63V62H120ZM119 63V64H120ZM132 63V64H131ZM159 65H158V64ZM162 63V64H161ZM191 63V62H190ZM195 63V64H194ZM76 64V63H75ZM117 64V65H116ZM170 64H171V62H170ZM169 64V65H170ZM206 64H209V65H211V66H209V65H207V66H205ZM224 64V63H223ZM223 64H221L222 66H223ZM151 65H154L155 67H156V70H157V67L158 68H161L160 70H162V72H158V77H159V83H160V85L162 86V88H164V87H166V88H164L165 90H163V93H160L162 96H165L164 98L159 94V96H161L162 97V99L161 98H159L158 97V95L156 96V94L154 95L155 97H157V99H154V103H155V105H153V106H156L155 107V111H156V113H157V110H158V112H159V115H158V117H157V119L156 118H154L155 120H156V122H159V123H156L155 121H153L154 123H152L153 124V126H154V124L156 123L157 124V126L156 127H158V126H160V127H163L164 129L160 132L161 134H162V132H163V136L161 137L160 135L158 136V132H157V134L156 133H154V128L156 129V127H151L152 126V124H149L150 125V127L151 128H153V129H150L149 130V128H148V126L149 125H147L148 123H151L152 121H150V122H148L147 124L145 123L146 121H149V120H151V118L150 119H148V120H143V118H142V120H141V123L140 122H136V124L135 125H132V123L131 122H129L130 120L128 119L129 117L128 116H126L127 115V111H125V110H129L128 109V107H129V105H131V104H137L139 107H141L142 108V104H141V102L138 100V99H136V97L134 98V96H135V94H133L132 95V93H131V88L130 87H128V85H130V83H133V86L135 85L134 83H137L134 79L137 77H143L144 76V74H146L148 71H150V67H151ZM158 65V66H157ZM172 65V64H171ZM170 65V66H171ZM173 65H175V64H173ZM180 64H178V66H179ZM193 65V66H192ZM220 65V66H221ZM85 66V68L87 69V67ZM169 66V67H170ZM176 67H177V63H176V65H175ZM175 66H172L171 68H173L174 67V69H175ZM205 66V67H204ZM221 66V67H222ZM129 67V68H128ZM154 67V68H155ZM193 67V68H194ZM199 67V69H201L202 71L200 72V70L199 69H197ZM203 67V68H202ZM211 67V68H210ZM221 67H219V69L217 68V69H215L217 72H218V70H220V68ZM1 68V67H0ZM76 68V67H75ZM74 68V69H75ZM192 68V69H193ZM210 69V70H207V72H208V75L206 74H204V71L206 70V69ZM80 69H77L76 68V70L78 71H80ZM84 70L85 72L87 71L88 73H89V71L91 70ZM173 69V70H174ZM180 69H182V71L183 72H186V71H184L185 69H184V67L183 68H180L179 67V75H180V72L182 73V71L180 70ZM184 69V70H183ZM205 69V70H204ZM120 70V71H119ZM155 70V69H154ZM159 70V69H158ZM159 70V71H160ZM164 70V71H163ZM166 70H168V67H167V69ZM169 70H170V68H169ZM168 70V71H169ZM172 70V71H173ZM186 70H187V68H186ZM199 71L200 73H198L197 71ZM214 70V71H215ZM257 70V69H256ZM262 70L264 71V68L262 67ZM261 70V71H262ZM1 71V70H0ZM125 73V75L123 74V72ZM171 71V72H172ZM175 71L176 72H178L177 71V69H175ZM213 71V70H212ZM262 71V72H263ZM120 72H122V73H120ZM166 72V71H165ZM171 72H169V73H171ZM194 72V73H195ZM203 72V73H202ZM211 72V73H210ZM217 72H215L214 74L216 75L217 74ZM255 72V71H254ZM260 72V71H259ZM3 73V70H2V72H0V85H1V83L3 82V80H5V79H7V78H5L4 79V75L2 74ZM91 74H92V72H90ZM120 73V74H119ZM175 74V72H172L171 74ZM189 73L190 74H192L193 72H190L189 71ZM261 73V72H260ZM264 73V72H263ZM43 74H45V73H43ZM42 74V75H43ZM68 74V75H69ZM85 74V73H84ZM82 74L83 76H85V77H87V75L85 74ZM122 74V75H121ZM248 74V73H247ZM42 75H41V78H42ZM46 75V74H45ZM45 75H44V77H45ZM67 75V76H68ZM81 75V76H82ZM89 75V74H88ZM114 75V76H113ZM119 75H121V78H120V76ZM125 76V77H122V76ZM129 75V76H128ZM148 74H146V76H147ZM177 74H175V75H172V76H175V78L176 77H178V76H176ZM196 75V76H197ZM218 75H219V72H218ZM224 75H225V73H224ZM252 75V74H251ZM8 76H9V74H8ZM47 76H48V73H47ZM64 76V75H63ZM70 76V75H69ZM80 76V75H79ZM111 76V75H110ZM118 76H119V79H118ZM127 76L129 77V78H127ZM133 77V78H130V77ZM136 76V77H135ZM145 76V77H146ZM149 76V75H148ZM169 76H170V74H169ZM181 76V75H180ZM179 76V77H180ZM182 76H184L185 77V75H182ZM226 76V75H225ZM85 77H83V78H85ZM65 79H66V77H64ZM82 78V79H83ZM88 78V77H87ZM115 78V77H114ZM113 78V79H114ZM171 78V77H170ZM175 78H173V79H175ZM212 78V77H211ZM214 78H216V77H214ZM217 78H218V76H217ZM215 79V80H217V82L219 81L218 79ZM79 79V78H78ZM86 79V78H85ZM133 79V81H135V82H132V81H128V80H132ZM139 79V78H138ZM141 79H143V78H141ZM250 79V78H249ZM256 79H258V78H256ZM44 80V79H43ZM48 80V79H47ZM47 80H45V81H47ZM84 80V79H83ZM115 80V79H114ZM163 80V81H162ZM190 80V81H189ZM201 80V79H200ZM44 81V82H45ZM69 81L73 84V85H71V83H70V85H68L69 84ZM82 80H80V82H81ZM138 81V80H137ZM168 81V80H167ZM172 81V80H171ZM175 81V80H174ZM173 81V82H174ZM178 81V80H177ZM202 81V80H201ZM225 80H224V78L222 79V77L220 78V83H219V91L216 93L215 91H214V89H209L208 90V93L209 94H207L208 96H209V99L210 100H212V101H216V102H218L220 99H221V97L223 96V86L225 85V83H223ZM254 82H255V80H253ZM260 81V80H259ZM126 82H129V83H126ZM203 82H205V81H203ZM216 82V83H217ZM31 83V82H30ZM78 83H79V81H78ZM91 83V82H90ZM96 83V82H95ZM161 83H163L164 85H162ZM183 83V82H182ZM184 83V84H185ZM191 83H193V81L191 82ZM202 83V82H201ZM200 83V84H201ZM257 83V82H256ZM260 83V82H259ZM21 84V83H20ZM20 84H16V86L18 85H20ZM29 84V83H28ZM118 84V83H117ZM173 85V83L171 82L170 83V85ZM194 84V83H193ZM197 84V83H196ZM205 84V83H204ZM208 84V83H207ZM206 84V85H207ZM213 84V83H212ZM215 84V83H214ZM22 85V84H21ZM57 85H59V83L57 84ZM70 86V87H68V86ZM132 85V84H131ZM130 85V86H131ZM171 85V86H172ZM206 85L204 86V87H206ZM246 85V84H245ZM15 86V87H16ZM24 85H22V87H23ZM29 86V85H28ZM90 86V85H89ZM178 86H180V85H178ZM185 86H186V84H185ZM188 86V85H187ZM208 86V85H207ZM260 86H261V84H260ZM21 86L20 87H18V88H16L17 90L18 89H21L22 88ZM27 87V86H26ZM55 87H56V84H55ZM132 87V86H131ZM199 87H201V88H199ZM204 87H203V89H204ZM243 87V86H242ZM255 87V86H254ZM257 87V86H256ZM30 89H32L31 88V86L29 87ZM42 83L39 81V82H37V89H38V92L40 93L41 92V90H42ZM161 88V87H160ZM178 89V91H177V89ZM189 88V87H188ZM207 88H213V86L212 87H207ZM235 88V87H234ZM245 88V87H244ZM253 88V87H252ZM251 88V89H252ZM258 88V87H257ZM22 89H25V87L24 88H22ZM44 89V88H43ZM111 89V90H110ZM251 89H249L250 91H252ZM254 89V88H253ZM16 90V91H17ZM28 90V89H27ZM36 90V89H35ZM133 90H135V88L134 89H132V91ZM167 90H168V92H167ZM186 90H188V89H185V87H184V89L183 88H181V90L180 91H183V92H185ZM238 90V89H237ZM254 90H256V89H254ZM19 91V90H18ZM167 93H166V92ZM177 91V92H176ZM249 91V92H250ZM259 91V90H258ZM29 92V91H28ZM27 92V93H28ZM31 92V91H30ZM34 92V91H33ZM205 92H206V90H205ZM255 91H253V93H254ZM166 93V94H165ZM183 94V96L184 97H182L181 95V97L180 96H178V94ZM44 94H46V93H44ZM48 94V93H47ZM233 94V93H232ZM235 94V93H234ZM26 95V94H25ZM29 95H31V97H34V95L36 96V94H32V93H29ZM51 96H53V95H51ZM148 96V95H147ZM208 96H207V99H208ZM231 96V95H230ZM235 96V95H234ZM251 96V95H250ZM253 96V95H252ZM251 96V98H253ZM24 97H26V96H24ZM29 97V96H28ZM79 97H81L82 99H85L86 100V107L87 106H89V104H92V106H89V107H87V109H88V112L86 111H83V108L81 107V105L82 104H80V103H78L77 101H78V99H79ZM154 97V98H155ZM149 98H150V95H149ZM250 98V97H249ZM27 99H29V98H26V100ZM40 99V98H39ZM81 99V100H82ZM152 99V98H151ZM30 100V99H29ZM60 100H63L64 102H65V107H61V105L59 106V104H60ZM41 101H42V98H41ZM149 101H150V99H149ZM224 101V100H223ZM40 102V101H39ZM147 102V101H146ZM151 102H153V101H151ZM44 104H45V102H43ZM55 103V104H54ZM199 103V104H198ZM42 104V103H41ZM145 104V103H144ZM193 104V105H192ZM197 104V105H196ZM229 104V103H228ZM40 105V104H39ZM43 105V104H42ZM42 105H40L41 107L39 108V106H37L38 108V110H39V112H40V110L42 111V109H47L46 108V106L45 107H43ZM150 105H151V103H150ZM151 105V106H152ZM194 105H196L195 107H194ZM106 106V107H105ZM33 107H35V106H33ZM43 107V108H42ZM146 107V106H145ZM149 107V106H148ZM36 108V107H35ZM34 108V109H35ZM147 108V107H146ZM151 108V107H150ZM153 109V112H155L154 111V108H152ZM198 109V110H197ZM37 110V111H38ZM46 111V110H45ZM47 111H49V108L47 109ZM67 111H72V114H75V113H77V115H79L80 117L77 119H74V120H68L69 118L68 117H63V116H65L64 114L65 113H68ZM43 112V111H42ZM146 113V112H145ZM42 114V113H41ZM46 114V113H45ZM51 114V113H50ZM53 114V113H52ZM51 114V115H52ZM153 114H155V113H153ZM152 114V115H153ZM40 115V114H39ZM147 116H149V114H147ZM39 117V116H38ZM38 117H36V118H38ZM127 117V118H126ZM51 118V117H50ZM68 118V119H67ZM73 118V117H72ZM127 120V122H126V120ZM144 118H146V117H144ZM124 119V120H123ZM152 119H153V117H152ZM153 119V120H154ZM33 120V119H32ZM32 120H31V122H32ZM35 120V119H34ZM138 120H140V119H138ZM158 120V121H157ZM37 121V120H36ZM35 121V122H36ZM145 121V122H144ZM183 121V122H182ZM34 122V121H33ZM145 124H144V123ZM180 122H178V123H180ZM188 122V123H187ZM37 123V122H36ZM35 123V124H36ZM39 123V122H38ZM163 124V126H162V124ZM181 123H180V125H181ZM186 123V124H185ZM32 124V123H31ZM35 124H33V125H35ZM128 126H127V125ZM159 124V125H158ZM161 124V125H160ZM39 125V124H38ZM40 126V125H39ZM44 128H45V130H46V132L45 133H48V134H50V133H52L51 131L53 130L51 127H50V125H49V123L47 122V120H45V122H44ZM42 126V127H43ZM255 127H256V125H254ZM253 126V127H254ZM159 127V128H160ZM148 128V129H147ZM158 128V129H159ZM247 128V127H246ZM48 129H51V131H49ZM152 130V133L150 132ZM245 130V128H241V132L240 133H242V131H244ZM252 130H254V128L252 129ZM120 131V132H119ZM170 131H172V130H170ZM235 131V130H234ZM247 131V129L245 130V132H243V134H245V135H247L248 136V133H251V130H250V132L248 131V133L246 132ZM83 134H82V133ZM177 132H179V131H177ZM238 132V133H239ZM74 133H75V135H74ZM85 133V134H84ZM166 133H168V134H166ZM235 133H237V132H235ZM239 133V134H240ZM47 134V135H48ZM81 134V135H80ZM115 135V137L116 138H119V136L118 135ZM166 134V135H165ZM174 134H176V133H174ZM180 133H177V137L178 136H180L179 135ZM250 135V134H249ZM50 136V135H49ZM82 136V137H83ZM118 136V137H117ZM168 138H167V137ZM242 136H244V135H242ZM246 136V137H247ZM163 137H165V138H167V139H165L164 138V141H163ZM224 137V136H223ZM249 137V136H248ZM173 138V137H172ZM179 138V137H178ZM188 138V137H187ZM233 138V137H232ZM244 139H245V136L243 137ZM175 139H177V138H174V139H172V140H175ZM231 139V138H230ZM116 140H118V139H116ZM171 140V139H170ZM186 140V139H185ZM185 140H184V142H185ZM229 140V139H228ZM232 140H234V139H232ZM247 140L248 139H245V141L247 142ZM107 141V140H106ZM230 141L231 140H229V141H227V145H228V142L230 143ZM175 142V141H174ZM221 145H223L226 141L221 137V139H220V141H218ZM60 143V144H59ZM65 143V144H64ZM164 143H166L165 144V148H163V145H164ZM187 143V142H186ZM139 144H141L143 147H144V150H145V152H146V155H143V153L142 152H140L139 154H141V155H139V157L141 156V157H143V156H147V163L145 162V166H143L142 167V164L140 163V162H138L137 160L139 159V157H138V155L136 154L135 155V153H134V151L133 152H131L130 150H129V152H126V147L125 146H128V148H129V146H131V148L132 147H138L137 145H139ZM167 144V145H168ZM173 145V144H172ZM225 145H226V143H225ZM169 146V145H168ZM161 148V150H160V148ZM221 147V146H220ZM220 147H218L219 148V150L216 148V150L218 151V152H216V154L215 155H209V156H211L212 158H211V161H213V159H217L216 161L218 162V164L220 163V165L221 164H223L224 162L226 163L227 161H228V159H229V163L230 162H233L234 164H236V162H237V164L236 165H238L240 168L238 169L237 168V166L235 165L234 167H233V163H228L229 164V166L230 165H232L231 167H233L234 169H236L237 168V171H236V175H235V172H233V174H232V168H231V171L229 170L230 169V167H229V169L228 170H226V172H228V173H230V174H226V175H232V176H230V177H226V175H225V173L226 172H224L223 174H224V176H223V174H222V172H220L219 173V170H217L218 172H217V174L216 173H214L216 170L214 169L215 167H216V165H217V162L216 161H214V162H216V165L213 167L212 165H211V167H208V170L206 169L205 170V167L203 168V167H201L200 165H198V167H196V169L195 170H197V171H195V174H194V172L192 171V175H190V174H184V176L185 175H190V177H192L191 178V180L190 179H188V181H189V185L188 184H186L185 186L187 187V185H188V187L185 189V190H187L188 189V191H191L193 194H192V197H193V195H194V197H195V199L194 200H196L197 199V201H198V203L196 204L197 206H200L201 205V203L203 202V200H201L202 198H208L209 197V199H210V196H214L215 197V199H214V197L213 198H211V200L212 199H214V200H218V201H222L223 202V204H225L224 205V209L223 210H221V211H219V212H217V213H215V215H214V217L215 216H217V217H219V219H220V221H221V224L223 223L224 225H229V233H228V235H227V238L226 239H228V241L230 240L229 238H231V237H233L234 236V228H235V223H236V221L238 222L239 220L238 219H236V221L233 223V220H234V217L235 216H240V215H242V217L241 218H244V220H243V222H245L246 221V223L249 221L251 224L253 223V226L251 225L250 227H252V229L250 230V231H255L256 233L253 235V236H251L252 234H249L248 232H246V234L248 233V236L250 237H248L249 238V240H250V244L251 245H254V244H256L258 241H259V243H261V242H264V149H262V150H260V152L258 151H254V152H252L253 154L255 153V152H257V153H259L258 155H259V157H257L255 160L253 159L254 158V156L256 157L257 156V153H256V155H254V156H252V153H251V155H249L248 156V154L246 153V154H244V155H242V156H244V157H246L247 158V160L246 161H248V164H249V166H248V164H247V162H244V160L246 159H244V158H240V156L237 158V157H235L234 156V154L231 156V154H232V152H229V151H232L233 150V148H232V150L231 149H229L230 147H232V146H230V144H229V146H226L225 148H227V149H225V148H220ZM222 147H224V146H222ZM157 148H159V149H157ZM168 149V148H167ZM166 149V150H167ZM215 149V148H214ZM235 149V148H234ZM112 150L114 151V152H118L117 150H118V147H116V146H112ZM135 150V149H134ZM160 150V151H159ZM163 150V151H164ZM165 150V151H166ZM170 150V149H169ZM228 152H227V151ZM128 151V150H127ZM120 153V152H119ZM228 153V154H227ZM206 154V153H205ZM261 154V155H260ZM55 155H56V153H55ZM208 156V155H207ZM216 156V157H215ZM235 158H234V157ZM140 157V158H141ZM203 158L205 157V155L204 156H202ZM231 157H233V158H231ZM260 157H261V159H260ZM129 158H128V160H129ZM201 158V157H200ZM208 158H210V157H208ZM241 160H240V159ZM202 159V158H201ZM207 159V158H206ZM227 159V160H226ZM231 159H239L238 161H233V160H231ZM257 159H258V161H257ZM260 159V160H259ZM140 160V159H139ZM208 160V159H207ZM206 160V161H207ZM132 161V162H133ZM146 161V160H145ZM204 161L205 160H203V162L202 163H204ZM260 161V162H259ZM126 162V161H125ZM209 162H210V160H209ZM258 162L260 163V164H258ZM208 163V162H207ZM212 163V162H211ZM210 163V164H211ZM209 164V163H208ZM228 164H227V168H228ZM259 165V167H257L256 168V165ZM126 165V164H125ZM205 165V164H204ZM220 165H217L218 167H216V169H221L220 171H223L224 170V168L222 169L221 167H219ZM226 165V164H225ZM224 164H223V167L225 166ZM257 165V166H258ZM123 166H124V164H123ZM193 166H195V165H193ZM208 166V165H207ZM225 167V168H226ZM125 168H126V166H125ZM193 167H191L190 169L189 168H187V169H189V170H191ZM195 168V167H194ZM198 168V169H197ZM200 168V169H199ZM203 168V169H202ZM207 168V167H206ZM210 169V170H209ZM117 170H119V169H117ZM193 170V169H192ZM200 170V171H199ZM205 170V171H204ZM215 170V171H214ZM238 170H240V173L238 174L237 172H239ZM116 171V170H115ZM202 171V172H201ZM212 171H214V172H212ZM234 171V170H233ZM198 174H197V173ZM199 172H201V173H199ZM214 174H212V173ZM190 173H191V171H190ZM218 173H219V175L221 176H219L218 175ZM260 173V174H259ZM210 174H212L213 176H215V175H218L217 177L219 178V179H215L214 177H212ZM4 176H5V174H4ZM7 176V175H6ZM145 176V175H144ZM143 176V177H144ZM183 176V175H182ZM253 176H254V178L255 177H257V180L256 181H254V182H252V183H248V185L247 186H242L243 184H244V182L246 183V181L247 180H249L250 178L252 179L253 178ZM140 177V178H141ZM189 177V178H190ZM216 177V176H215ZM216 177V178H217ZM187 178H188V176L187 177H185V178H183L184 180H186V182H187ZM253 178V179H254ZM75 180H76V178H74ZM183 179L178 183V182H175V184L176 183H178V185H177V187L178 186H181V191H182V188L183 187H185L183 184H185V182H182L183 181ZM25 180V179H24ZM176 180V179H175ZM177 180H178V178H177ZM220 180V181H219ZM179 181V180H178ZM125 182V181H124ZM39 184L37 185V183H36V185H35V187H39L42 183H44L43 181L41 182V180H40V182H38ZM118 183V182H117ZM119 183H121V182H119ZM119 183L117 184V185H119ZM154 183V182H153ZM171 183V182H170ZM169 183V184H170ZM180 183H183V184H181V185H179ZM188 183V182H187ZM23 184V183H22ZM48 184V183H47ZM173 184H174V182H173ZM173 184H170V185H168V186H170V189H169V187H168V193L169 192H172V195H174L175 193H174V189H175V185L173 186ZM16 185H17V183H16ZM17 187V186H16ZM29 187V188H28ZM32 187H34V186H32ZM53 187V186H52ZM56 188H58L57 186H55ZM100 187V186H99ZM120 188H123L124 187V185H120L119 186ZM55 188V189H56ZM177 189V188H176ZM175 189V190H176ZM185 190H183V192H185ZM122 191V190H121ZM167 191V190H166ZM165 190H164V192H166ZM177 191H178V189H177ZM180 191V190H179ZM180 191V192H181ZM221 191H223L222 193H221ZM179 192V193H180ZM182 192V193H183ZM218 192H220V193H218ZM97 193V194H96ZM180 193V195H181V197H177V196H180V195H178L177 194V196H175L174 197V199H173V197L171 196V195H169V196H171V197H168V198H170V200H172V202L169 200V204H167V205H170V204H174L175 206H176V208H175V211H173V209L171 208V206L172 205H170V208L168 209L167 207H169V206H163L162 204H161V201L159 202L158 201V203H160V204H158V207L160 206V205H162L163 207V209L166 211L165 212V215H176V218H174V221L175 220H177V221H183V220H186V219H188V222H187V220L185 221V225L187 224V223H189L188 225L192 228V229H194V227H195V229H199V228H196V224H195V220H194V218H192V217H189V215H187L186 217L185 216H183L182 214H179V212L177 213V211L178 210H180L181 208H184L185 207V205H186V207H187V204H188V202H190V200H191V195H190V199H189V201L187 202L186 201V199L189 197V195L187 194V198H186V196H184V195H186L185 193ZM17 194V193H16ZM121 194V195H122ZM191 194V193H190ZM166 196V195H165ZM161 197H162V195H161ZM183 197V198H182ZM184 197H185V199H184ZM263 197V198H262ZM112 198V197H111ZM120 198V197H119ZM172 198V199H171ZM19 199H21V201L19 200ZM115 199V198H114ZM121 199V198H120ZM193 199V198H192ZM61 200V201H60ZM161 200V199H160ZM163 200H165V199H163ZM162 200V201H163ZM182 200H185V202H187V203H185L184 202V207H182L181 205H182ZM193 200V201H194ZM200 200H201V202H200ZM213 200V201H214ZM168 201V200H167ZM167 201H165V202H167ZM164 202V203H165ZM204 202H206V201H204ZM208 202H209V200H208ZM10 203V204H9ZM156 203V202H155ZM168 203V202H167ZM191 203V202H190ZM195 203V202H194ZM15 204V203H14ZM16 204V205H17ZM200 204V205H199ZM189 205V204H188ZM190 205H193L194 206V204H190ZM11 206V205H10ZM15 206V205H14ZM181 208H180V207ZM193 206H191V207H193ZM152 207H153V205H152ZM155 207H157V206H155ZM154 207V208H155ZM173 208H174V206H172ZM190 207V208H191ZM195 207V206H194ZM7 208V207H6ZM108 208V207H107ZM161 208V206L159 207V209ZM188 208V207H187ZM187 208H185V209H187ZM156 209V208H155ZM184 209V210H185ZM189 209V208H188ZM196 209H197V207H196ZM153 210V209H152ZM182 210V209H181ZM183 210V211H184ZM3 211V210H2ZM157 211V210H156ZM161 211V210H160ZM187 211V210H186ZM258 211V213L260 212V213H262V218L259 216V215H256L257 216V218H256V220H254L253 221V218H251V214H253V213H256ZM144 212V213H143ZM143 213V214H142ZM160 213V212H159ZM158 213V214H159ZM257 213V214H258ZM139 214H141L142 216H139V217H137V218H135L136 217V215H139ZM160 215V214H159ZM243 215H246V216H243ZM261 215V214H260ZM143 216H145L144 218H142ZM162 215H160V217H161ZM259 216V217H258ZM165 218H166V216H164ZM169 217V216H168ZM167 217V218H168ZM175 217V216H174ZM186 218V219H185ZM208 217H205V219H207ZM223 218H228V221H227V223L225 224V220H223ZM171 219H172V217H171ZM205 219H203V224L205 225V224H208V223H210V221H211V219L210 220H205ZM218 218H216V220H217ZM165 220V223H166V220L167 219H164ZM164 220H162V221H164ZM216 220H214V223L211 221V223L212 224H215V221ZM6 221V220H5ZM159 221H161V220H159ZM161 221V222H162ZM240 221H242V220H240ZM168 222H169V220H168ZM187 222V223H186ZM199 222V221H198ZM3 223H7V222H3ZM158 223V222H157ZM156 223V224H157ZM161 224V223H158L157 225H159V227H160V224H161V226L162 227H164V226H166V228H167V225L169 224ZM184 223V222H183ZM182 223V224H183ZM200 223V222H199ZM240 223V222H239ZM239 223H237V224H239ZM246 223H243V225L244 224H246ZM155 224V223H154ZM173 224H174V222H173ZM175 224H176V222H175ZM181 224V223H180ZM202 224V223H201ZM217 224H218V221H217V223H216V225H214L215 227H217L218 228V226H217ZM220 223H219V226L221 225ZM236 224V225H237ZM248 224V223H247ZM247 224H246V226H247ZM6 225V224H5ZM170 225V224H169ZM172 225V224H171ZM184 225V226H185ZM196 225V226H195ZM203 225V226H204ZM250 225V224H249ZM20 226V225H19ZM173 226V225H172ZM183 226V225H182ZM181 225H180V228L182 227ZM206 226V225H205ZM204 226V227H205ZM211 226V225H210ZM209 226V227H210ZM239 226H241V223H240V225ZM162 227H160L161 229H163ZM175 227H177V225L175 226ZM179 227V226H178ZM212 227V226H211ZM210 227V228H211ZM185 228V227H184ZM201 228V227H200ZM216 228V229H217ZM237 228L239 229L240 227H238L237 226ZM247 228H249V227H247ZM148 229H149V227H148ZM169 229H171V228H169ZM174 229H176V228H174ZM183 229V228H182ZM206 229H208V226H207V228ZM213 229H214V227H213ZM237 229V231H239ZM151 231H152V229H150ZM173 230V228L171 229V232H170V234H172V237L174 236L173 235V233L174 234H176L177 235V233H178V231H176V233L175 232H173L172 231ZM177 230H178V228H177ZM184 230V229H183ZM215 230V229H214ZM219 230V229H218ZM225 232H228L227 231V229L225 228ZM241 230V229H240ZM243 230V229H242ZM1 231V230H0ZM169 231V230H168ZM186 231V230H185ZM212 231V230H211ZM219 231H221V229L219 230ZM218 231V232H219ZM202 232V231H201ZM209 232V231H208ZM240 232V231H239ZM117 234V233H116ZM145 234V235H146ZM210 234H211V232H210ZM210 234H208V235H210ZM216 234V233H215ZM227 234V233H226ZM226 234H225V236H226ZM217 235H219V234H217ZM216 235V236H217ZM244 235V234H243ZM139 236V237H140ZM178 236V235H177ZM180 236V235H179ZM178 236V237H179ZM211 236H212V234H211ZM221 236V235H220ZM224 236V237H225ZM235 236H236V234H235ZM239 236V235H238ZM238 236H236L237 237V239H239L238 238ZM174 237H176V236H174ZM178 237H177V239H178ZM219 237V236H218ZM223 237V236H222ZM235 237V238H236ZM240 238H242L241 236H239ZM247 237V236H246ZM180 238H181V236H180ZM138 239V238H137ZM141 239V238H140ZM224 239V238H223ZM232 239V238H231ZM237 239H234V241L233 242H235V240H236V242H235V244L234 243H232V244H234L235 245V247L237 248V247H239L238 246V243H237ZM218 240V239H217ZM242 240V239H241ZM240 240V241H241ZM213 241V240H212ZM239 241V245H240V243L241 242H243L244 240H242L241 242ZM248 241V240H247ZM247 241H244V243L245 242H247ZM231 242H232V240H231ZM137 243H138V241H137ZM237 243V244H236ZM243 243V244H244ZM242 244V243H241ZM246 244V243H245ZM250 244H248V248H250L249 247V245ZM256 245H258V243L256 244ZM256 245H255V248H258V251H259V249L261 250V252H262V255H260L259 253H261V252H257V253H255V252H253L252 250H250V249H248L249 251H251V252H253L254 254H251V252H250V254H249V251L247 250V252H245L244 253V246H243V248H241V250L239 249V248H237V252L240 250V252H238V253H236V251H234L237 255H239L241 252H243V253H241L240 255H244V256H242V257H244V258H246V259H248L249 258V263L248 264H264V246L262 247L261 245H260V247H262V248H259V247H256ZM137 246V245H136ZM156 246V245H155ZM152 246L151 248H152V251H156V253H164L165 252V250H164V248H166V246L163 248L162 246H161V244H159V248H158V246ZM207 246V245H206ZM259 246V245H258ZM135 247V246H134ZM133 247V248H134ZM163 249H162V248ZM208 247H210V246H208ZM218 247H219V245H218ZM217 247V248H218ZM230 247V246H229ZM235 247H234V249H235ZM245 247H246V245H245ZM251 248H252V246H251ZM78 249V248H77ZM76 249V250H77ZM167 249V248H166ZM246 249V248H245ZM252 249H254V248H252ZM75 250V251H76ZM128 250V249H127ZM129 250H131V249H129ZM133 250V249H132ZM135 250V249H134ZM168 250H169V248L166 250V252H168ZM232 250H233V247H232ZM254 250H256V249H254ZM74 251V250H73ZM83 251V250H82ZM81 251V252H82ZM137 251H138V248H137ZM227 251V250H226ZM246 251V250H245ZM6 252L11 256V257H2V255H5L6 254ZM21 252V255L19 254L18 255V253H20ZM134 252V251H133ZM70 253V252H69ZM78 253V252H77ZM80 253V252H79ZM84 253V252H83ZM228 253V252H227ZM230 253V252H229ZM234 253V254H235ZM71 254V253H70ZM168 254H169V252H168ZM234 254H230L231 256L232 255H234ZM235 254V255H236ZM259 256H258V255ZM38 255H40V257H38ZM69 255V254H68ZM74 255H75V253H74ZM81 255V254H80ZM130 255V254H129ZM162 255V254H161ZM234 255V256H235ZM236 255V263L235 264H244L243 262L244 261H242V259L240 258V257H238ZM246 256V257H245ZM262 256V257H261ZM69 257H70V255H69ZM69 257H68V259H69ZM72 257V256H71ZM120 258V259H119ZM135 258V257H134ZM137 258V257H136ZM230 258V257H229ZM228 258V259H229ZM138 259V258H137ZM140 259V258H139ZM148 259H150V258H148ZM234 258H233V256H232V260H233ZM91 260H93V259H91ZM95 260V259H94ZM104 259H102L101 261H103ZM122 260V259H121ZM126 260V259H125ZM143 260V259H142ZM108 261V262H109ZM127 261V260H126ZM136 261V260H135ZM145 261H146V259H145ZM234 261V260H233ZM233 261H231V262H233ZM90 262V261H89ZM149 262H150V260H149ZM148 262V263H149ZM151 262L153 263H155L156 262V258L154 257V258H151ZM157 262L159 263V261H158V259H157ZM157 262H156V264H157ZM109 263H111V262H109ZM147 263V264H148ZM228 263H229V261H228ZM227 263V264H228ZM245 263H247V262H245ZM84 264H86V263H84ZM87 264H89L88 262H87ZM128 264V263H127ZM149 264H151V263H149ZM229 264H231V263H229ZM233 264V263H232Z\"/></svg>",
    "mask_w": 264,
    "mask_h": 264
},
{
    "label": "snow or ice",
    "instance_id": "obj_3",
    "mask_svg": "<svg viewBox=\"0 0 264 264\" xmlns=\"http://www.w3.org/2000/svg\"><path fill=\"white\" fill-rule=\"evenodd\" d=\"M49 131H51V129H48ZM72 152L77 151V149L75 148V146L72 147L71 149ZM115 151V150H114ZM132 160H135V157H131ZM88 170V165H81L78 167V171L83 173L86 172ZM41 180H43V177H40ZM125 183H127V181H125ZM30 191L32 193H44L48 191V184L45 181L44 183H42L38 188L37 187H31L29 188ZM11 191H15L16 193H21L23 192V189L19 188V187H14ZM9 195V189L6 185L4 184H0V198H7V196ZM61 199L68 205V207L70 209L73 210V212L78 213V217L82 216L85 219H87L89 217L90 214V209H88L86 206H80L78 205V203L76 201H74L72 199L71 194L65 193L61 195ZM118 202H122L119 197L116 200L112 201L113 206H116L118 204ZM201 219H205V217H201ZM0 230H4L6 231V228H3L2 225H0Z\"/></svg>",
    "mask_w": 264,
    "mask_h": 264
}]
</instances>
